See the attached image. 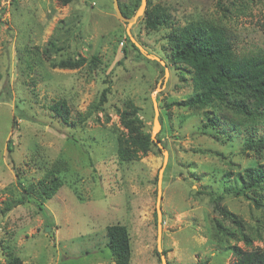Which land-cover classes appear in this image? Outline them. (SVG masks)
Here are the masks:
<instances>
[{"label":"rangeland","instance_id":"rangeland-1","mask_svg":"<svg viewBox=\"0 0 264 264\" xmlns=\"http://www.w3.org/2000/svg\"><path fill=\"white\" fill-rule=\"evenodd\" d=\"M150 1L145 11L165 18L156 28L146 25L145 11L128 26L113 0H15L0 8V264L11 255L36 264H115L107 228L116 223L129 229L130 264H163L161 168L166 264H233L228 247L248 248L243 235L264 247L263 210L225 193L221 206L237 225L215 208L211 192H220L228 173L264 164V154L245 148L249 138L264 137V124L228 135L203 131L205 109L174 104L193 86L191 73L171 61L173 34L194 20L226 28L239 54L263 50L264 0ZM51 39L61 49L48 54ZM65 59L84 61L54 66ZM60 100L70 110L67 122L51 109ZM128 106L154 135L147 153L130 162L117 155L126 131L120 112ZM55 164L62 185L48 198L42 180Z\"/></svg>","mask_w":264,"mask_h":264},{"label":"trees","instance_id":"trees-1","mask_svg":"<svg viewBox=\"0 0 264 264\" xmlns=\"http://www.w3.org/2000/svg\"><path fill=\"white\" fill-rule=\"evenodd\" d=\"M68 4L72 0H61ZM141 0H128L119 5L124 16L132 17L137 11ZM150 5L151 1L147 0ZM146 25L156 28L164 24L165 18L154 12L150 6L144 13ZM264 30V21L261 24ZM172 57L174 66L187 69L192 75V95L186 99L175 101L174 104L195 110H204L205 122L203 131L210 134L226 133L238 130L241 125L264 124V49L252 54H239L226 28L215 22L194 20L175 32L172 36ZM137 49V45H135ZM60 50L52 39L45 49L48 54ZM124 50H126L124 48ZM84 60L65 59L54 66L61 68H76ZM98 59L92 58V67L97 66ZM184 65L187 68H182ZM107 90L101 95V101L106 102ZM213 105L212 109L209 107ZM51 109L64 122L69 120L70 110L65 100L55 102ZM120 120L126 131L118 136L117 155L120 161H133L145 155L152 145V137L144 133L140 126L137 110L128 106L120 112ZM242 130V129H241ZM246 149L254 148V152L262 157L264 154V137L257 142L248 139ZM60 166L55 164L43 181V192L48 198L56 193L62 185L55 173L60 172ZM228 177L223 176L219 182L220 192H213L215 208L224 216L240 225L237 216L221 206L224 194L245 196L252 200L257 208L264 212V164L246 167L243 172ZM222 190V192H221ZM11 203H7L10 209ZM242 231V230H241ZM243 233V232H242ZM243 235V234H242ZM107 246L115 257V264H130L131 242L126 225L116 223L107 228ZM243 241L248 248L238 245L229 246L235 260L233 264H264V247H253V241L243 235ZM249 247L251 249H249ZM164 254V252H163ZM8 264H36L24 262L18 256L11 255ZM199 264V263H197ZM202 264V263H200Z\"/></svg>","mask_w":264,"mask_h":264},{"label":"water","instance_id":"water-1","mask_svg":"<svg viewBox=\"0 0 264 264\" xmlns=\"http://www.w3.org/2000/svg\"><path fill=\"white\" fill-rule=\"evenodd\" d=\"M113 5H114V9L116 11V14L118 17L122 18L123 20H125L128 23V26H130L134 21L137 20V18L141 15H143L146 5H147V0H141V3L137 9V11L135 12V14L129 18L123 15L120 5H119V0H113ZM154 105H155V120H154V128H153V132L156 133V131L160 128V122H159V118H158V109H157V104L156 101L154 100ZM154 138V135H152V139ZM159 146H161V143L158 142ZM165 159L167 158V152H165ZM162 169L160 170L159 173V179H158V196H157V212H158V250L159 252H161V258L163 261V264H166L165 261V256L162 252V246H161V234H162V212H161V208H160V202H161V198H162V182H161V175H162ZM49 230V228H48Z\"/></svg>","mask_w":264,"mask_h":264},{"label":"built area","instance_id":"built-area-1","mask_svg":"<svg viewBox=\"0 0 264 264\" xmlns=\"http://www.w3.org/2000/svg\"><path fill=\"white\" fill-rule=\"evenodd\" d=\"M15 0H0V8L9 7Z\"/></svg>","mask_w":264,"mask_h":264}]
</instances>
